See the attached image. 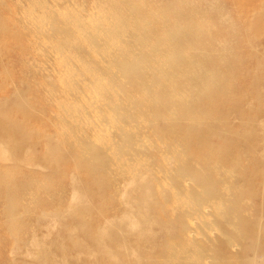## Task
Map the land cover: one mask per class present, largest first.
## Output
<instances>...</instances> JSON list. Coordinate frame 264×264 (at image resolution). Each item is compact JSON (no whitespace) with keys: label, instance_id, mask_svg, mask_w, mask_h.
Listing matches in <instances>:
<instances>
[{"label":"bare ground","instance_id":"bare-ground-1","mask_svg":"<svg viewBox=\"0 0 264 264\" xmlns=\"http://www.w3.org/2000/svg\"><path fill=\"white\" fill-rule=\"evenodd\" d=\"M0 226V264H264V0H0Z\"/></svg>","mask_w":264,"mask_h":264},{"label":"rangeland","instance_id":"rangeland-1","mask_svg":"<svg viewBox=\"0 0 264 264\" xmlns=\"http://www.w3.org/2000/svg\"><path fill=\"white\" fill-rule=\"evenodd\" d=\"M31 215L32 214H29L28 216H26L27 219H30L31 218ZM1 227V226H0ZM7 258V257H6Z\"/></svg>","mask_w":264,"mask_h":264}]
</instances>
